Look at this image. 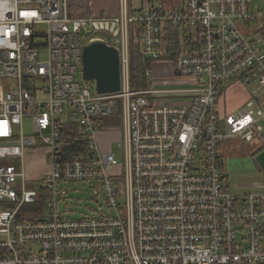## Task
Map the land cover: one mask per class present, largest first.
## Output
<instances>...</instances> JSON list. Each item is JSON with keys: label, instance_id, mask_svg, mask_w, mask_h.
Masks as SVG:
<instances>
[{"label": "built area", "instance_id": "built-area-1", "mask_svg": "<svg viewBox=\"0 0 264 264\" xmlns=\"http://www.w3.org/2000/svg\"><path fill=\"white\" fill-rule=\"evenodd\" d=\"M168 26L198 47L165 58ZM130 34L152 62L137 90ZM94 38L119 51L117 92L76 77ZM263 45L264 7L252 0H178L171 10L117 0L109 16L73 12L67 0H0V264H264V192L232 193L220 153L231 138L264 143ZM166 63L171 79L156 81ZM228 87L245 93L234 112L218 105ZM116 109L122 161L97 138ZM66 126L78 128L75 146ZM35 151L46 169L32 179L24 160ZM68 181L96 183L105 207L67 217Z\"/></svg>", "mask_w": 264, "mask_h": 264}, {"label": "rangeland", "instance_id": "rangeland-1", "mask_svg": "<svg viewBox=\"0 0 264 264\" xmlns=\"http://www.w3.org/2000/svg\"><path fill=\"white\" fill-rule=\"evenodd\" d=\"M93 1L91 3L93 4ZM167 1V2H166ZM177 0H151L155 4H161L163 8L171 10L177 5ZM103 2V0H102ZM152 3V4H153ZM93 6V5H92ZM91 14H95L91 11ZM94 36L101 37L108 40L106 32H94ZM264 49V45H263ZM158 69V70H157ZM155 72V80H170L171 73L169 71L168 63L163 66L157 67ZM76 77L81 79V73H77ZM90 86H94V81H88ZM245 93L239 94L234 88L228 87L219 98V109L221 111H236L243 104ZM114 114L101 118L99 125L101 129H108L109 136L103 143L100 141V148L103 150H112L117 159L122 161L121 149L118 146L120 140V129L122 125L121 118L118 117L120 111L114 110ZM32 122L30 118H26L23 123V132L26 134L32 133ZM19 132V130H17ZM264 134V133H263ZM264 149H260V145L254 142H245L240 139H228L226 143H223L220 149V153L223 155L224 166L223 173L224 183L228 189L234 194H245V193H258L264 192ZM25 167L32 179L36 178V174L42 173L46 169L45 163L42 159L40 151L32 152L28 154L24 160ZM19 179L13 183L16 190L20 189ZM259 184V185H258ZM96 183L88 181H68L62 183V187L67 190L68 197L65 201L59 203L60 209L66 208V216L71 218H78L82 216L94 215L99 209L104 206L103 196L100 191L95 189ZM26 187L34 188L35 183L28 182ZM66 204V205H65ZM3 206H13V204L5 202ZM32 208L33 205H30ZM25 206V208H30ZM24 209V207H23Z\"/></svg>", "mask_w": 264, "mask_h": 264}, {"label": "trees", "instance_id": "trees-1", "mask_svg": "<svg viewBox=\"0 0 264 264\" xmlns=\"http://www.w3.org/2000/svg\"><path fill=\"white\" fill-rule=\"evenodd\" d=\"M138 37L129 36L128 55H129V85L131 89L137 90L148 86V79L145 75L146 69L151 67L152 62L141 55L140 43ZM165 58H172L181 51H190L198 47V42L194 41L191 33L186 28H174L168 26L165 31ZM65 133L68 134L69 140L73 143L78 136L76 126H66ZM75 142L71 146H75ZM260 149H264V143ZM26 209V208H25Z\"/></svg>", "mask_w": 264, "mask_h": 264}, {"label": "water", "instance_id": "water-1", "mask_svg": "<svg viewBox=\"0 0 264 264\" xmlns=\"http://www.w3.org/2000/svg\"><path fill=\"white\" fill-rule=\"evenodd\" d=\"M82 52V78L94 81L99 93L117 92L121 86L119 51L103 39L94 38L86 42ZM264 158V152H263Z\"/></svg>", "mask_w": 264, "mask_h": 264}, {"label": "crops", "instance_id": "crops-1", "mask_svg": "<svg viewBox=\"0 0 264 264\" xmlns=\"http://www.w3.org/2000/svg\"><path fill=\"white\" fill-rule=\"evenodd\" d=\"M91 1L92 0H67L73 12L82 10L83 7H87L90 13L92 11L93 13H95V15L97 14L101 16L113 15L116 12L117 0H103V2L102 0H94L93 4L91 3ZM176 2L178 3V0ZM152 3L153 2H151V0H129V5L133 9H139L146 5L149 6ZM252 6L254 8L264 7V0H252ZM106 131H108V129L104 128V130H101V132H99V134L97 135L99 144L101 141V143H103L104 145V142L107 140L109 133ZM224 143H226V141Z\"/></svg>", "mask_w": 264, "mask_h": 264}]
</instances>
